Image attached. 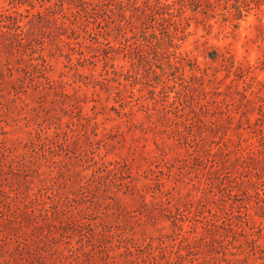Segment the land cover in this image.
Listing matches in <instances>:
<instances>
[{
	"label": "rangeland",
	"instance_id": "1",
	"mask_svg": "<svg viewBox=\"0 0 264 264\" xmlns=\"http://www.w3.org/2000/svg\"><path fill=\"white\" fill-rule=\"evenodd\" d=\"M0 264H264V0H0Z\"/></svg>",
	"mask_w": 264,
	"mask_h": 264
}]
</instances>
